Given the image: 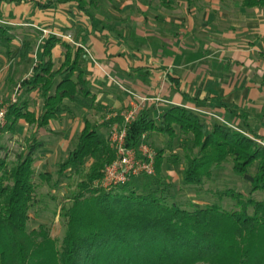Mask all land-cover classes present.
Returning <instances> with one entry per match:
<instances>
[{"label":"trees","instance_id":"trees-1","mask_svg":"<svg viewBox=\"0 0 264 264\" xmlns=\"http://www.w3.org/2000/svg\"><path fill=\"white\" fill-rule=\"evenodd\" d=\"M159 1L171 7L167 0ZM237 1L242 8L264 10V0ZM54 3H71L85 13L96 8L95 0ZM11 31L9 26L0 27V50L9 56ZM59 43L55 36L46 38L31 76L20 87L24 93L38 92L43 101L39 117L19 99L8 106L7 124L0 133L14 131L21 119L46 129L50 121L70 110L65 101L78 110L90 107L87 101L94 100V95L80 68L83 50L63 43V61L55 68L53 50ZM33 50L30 42L23 43L19 51L23 61ZM116 121L121 123L119 118ZM153 135L163 136L169 149L176 143L181 152L166 156L165 150H157L154 176H139L110 190L96 188L114 152L85 121L77 147L60 165L62 176L66 169L81 174L91 161L79 193L61 208L65 233L59 246L44 230L33 231L35 242L27 238L38 188L35 156L42 143H31L13 164L8 162V148L0 146V264H256L252 258L261 254L258 261L264 262V236L263 245L259 244L264 234V200L251 198L255 192H264V146L259 143L264 142L220 121L209 125L206 117L183 106H170L156 119L147 110L141 112L127 129L126 147L138 149ZM227 163L233 175L251 188L248 196L234 189L220 193V198L233 203L229 212L216 205L182 206L172 199L170 185L162 177L164 167L180 166L183 185L199 188ZM37 176L41 181L50 179L46 173ZM83 193L90 196L84 198Z\"/></svg>","mask_w":264,"mask_h":264},{"label":"crops","instance_id":"crops-1","mask_svg":"<svg viewBox=\"0 0 264 264\" xmlns=\"http://www.w3.org/2000/svg\"><path fill=\"white\" fill-rule=\"evenodd\" d=\"M167 2H170L171 7L161 4L164 9L177 13L180 7L183 10L185 8V14L189 13L192 19L171 20L165 14L163 19L157 21L159 29L156 26L155 33L137 34L133 29L126 28L122 32L115 29L113 39L106 38L110 29L101 22L95 24L93 30L90 27L84 34H76V37L68 34L75 43L83 47L80 68L84 70L90 83L94 100L87 101L90 107L82 110L65 101L70 110L60 118L50 121L46 129L29 125L24 119L19 120L14 131L6 129L0 133V146L8 148V157L10 144L14 141L21 152L31 143L41 142L42 147L35 156L34 169L47 174L50 173L47 171L50 170V163H55L61 156L67 158L77 147L85 121L93 124L96 130L101 126L106 131L111 124L118 123L115 116L126 109L129 96L109 84L106 75L122 81L126 89L136 94L160 98L163 103L146 108L155 119L170 106H183L215 115L225 124L264 142L263 12L257 8H242L238 3L236 11L241 24H237L227 19L226 15L230 13L228 9L212 6L213 10L204 12L206 16L200 23L193 9H190V2ZM44 6V0H32L31 5H26L21 0L0 1V18L8 23L6 26L12 28L13 36L11 55L0 50V104L2 100L8 101L15 88L21 87L31 76L46 38L59 34L56 18L65 20L63 13L73 9L77 11L71 3L49 4L45 9ZM216 17L219 19L217 24L223 23L218 28L213 24ZM168 24L170 26H167ZM113 25L121 26L119 23ZM44 30L49 34H43ZM117 33H122L124 37L134 33L148 44L144 50L139 51L135 47L136 44L130 43L131 52H124L122 40ZM57 38L60 43L53 50L55 68H59L63 61V43L77 47L61 37ZM151 39L156 41L154 44H158V51L152 48ZM24 42H30L34 47L27 61H23L19 52ZM242 43L245 45H240ZM103 61L109 62V66L105 67L101 63ZM135 73L136 75H133ZM19 99L37 119L43 105L38 92L32 90L24 93V90H21ZM99 108L107 112L104 121H91L87 115H97L96 110ZM206 120L209 125L220 121L207 118ZM98 132L108 143L106 133L99 130ZM152 138L153 136H150L147 142L150 143ZM1 153H5L4 149Z\"/></svg>","mask_w":264,"mask_h":264},{"label":"rangeland","instance_id":"rangeland-1","mask_svg":"<svg viewBox=\"0 0 264 264\" xmlns=\"http://www.w3.org/2000/svg\"><path fill=\"white\" fill-rule=\"evenodd\" d=\"M21 1H24V4L26 5H31L32 0ZM44 1V9L48 8L49 4H54V0ZM86 1L90 2V0ZM213 1L215 2L214 4ZM95 2L96 8L90 7L87 13L79 12L78 10L76 11L73 9L68 13H63V15L65 16V20L57 17V33L61 35L71 34L76 37V34H84L90 27V29L93 30V28H95V24L101 22L103 24L108 25L109 28L107 29H110V31H108V33L106 34V38L113 39V37L115 36V29H117L119 32L126 30V28L133 29L135 30L134 32H137V34H144L149 32L155 33L157 32L156 26H158L159 29L157 21L163 19V17H165V14L166 17L171 20H177L181 18V20L186 19L189 21L190 19H192L189 13L185 14V8L183 10V8L180 7L177 13H172L171 11H167L166 9H164L159 0H95ZM190 5V9H193V13L200 23L202 22L201 19L206 16L204 15V12L208 13L209 11L213 10L212 6H216L228 9L230 13L226 15L227 19L235 21L237 22V24H241V22L239 21V16L237 15L238 13L236 11V9H238L237 0H191ZM260 10L261 9H259V11ZM260 12H263V14H261V16H263L264 10H261ZM218 20L219 19H217L216 17L213 23L215 28H218L220 27V25L223 24H217L216 22H218ZM115 23H119L123 27H114L113 24ZM68 25H70V27ZM167 26L170 25L168 24ZM191 26L192 25H190V27ZM190 27L188 28V30L190 29ZM117 35H120V38L122 40V50L127 53L131 52V48H129L130 43H133L134 45L136 44L135 47H137L139 51L144 50L147 46L146 44H148V42H143L144 40L142 37H137L134 33H129L125 37L122 33H117ZM155 42L156 41L154 39H151V44H153L152 48L158 51V44H154ZM240 45H245V43H242ZM101 63L105 67L109 66V62L103 61ZM133 75H136V73ZM140 75L141 74H139V76ZM105 77L109 84L115 86L119 90L124 91L127 88L125 87V84L122 81L118 80L114 76L106 75ZM17 88L18 86L15 88V90ZM14 92L10 94L8 101H1L2 104H0V108L4 105L7 106L10 104L9 102ZM96 111L97 115H92V113H89L87 115L88 118L91 121H104V118L107 116V112L102 108H99ZM121 112L118 113L120 114ZM94 117L96 118L94 119ZM91 125L93 126V124ZM98 130L102 133L105 132L106 138L108 140V129L106 131L105 128L99 126ZM162 138L164 137L162 136ZM148 143L149 141L147 142V144ZM148 146L154 154H156L157 150L159 149L165 150L166 156L180 151V148H177L176 143L174 144V147H171V149H169L167 140L165 138L164 140H161V137L159 135H153V138L152 140H150ZM10 148L11 149L9 151L8 162L10 164H13L16 162L17 157L21 153V151L19 150V147L17 146V143L15 141L10 144ZM66 159V157L63 158V156H61L60 159L55 161V163L49 164L50 170L48 169L47 171L50 173L47 174H49L50 179L47 181L39 180L37 175L43 173V171L35 169V180L38 183V188L36 192V201L33 208L30 210V219L28 221L27 226V238H32L31 240H33L34 242V237L36 234H34L33 231L36 233H40L41 230H44L48 237L57 242L58 246L60 245V241L64 236L65 228L62 216H60L61 208L62 206L68 207L72 203L73 196L79 193V185L85 180V175L89 171V166L91 164V161H87V163L83 167L81 174H76L70 171V169H66L63 174L64 176H62L59 173L60 165L65 162ZM162 177L165 182L170 185V194L172 199L174 198L175 201H177L179 204L186 208H189L191 204H198L200 206L216 205L223 211L229 212L234 209L233 203L227 197L220 198L221 192H225L227 189H234L235 191L241 192L247 196L251 194L250 186L245 183L242 178L233 175L231 171V163H227L220 170H216L213 174V180L207 182L205 185H203V187L199 188H188L183 185V178L180 166H170L167 168L164 167ZM56 183L57 186L55 185ZM94 187L101 188L100 185L95 184ZM83 194L85 196L84 198L90 196V194L88 193ZM251 198L256 201H263L264 192H255L251 195ZM261 234L262 235L260 236H262V241L259 240V244L263 245L264 234L263 232H261ZM41 239L42 238L39 237V241ZM261 248L263 247H260V249ZM261 255H259L260 258ZM259 256L257 257V259L252 258V260H255L256 264H264L263 261H258Z\"/></svg>","mask_w":264,"mask_h":264},{"label":"built area","instance_id":"built-area-1","mask_svg":"<svg viewBox=\"0 0 264 264\" xmlns=\"http://www.w3.org/2000/svg\"><path fill=\"white\" fill-rule=\"evenodd\" d=\"M6 25H8V23L0 18V27ZM42 32L45 35L49 34V32L45 30ZM53 35L61 37L77 47L83 48L80 44L73 41L71 35ZM124 91L129 96V104L125 110L115 116L121 120V123L111 124L108 130V143L114 152V157L112 161L107 163L101 170L102 176L100 180L96 182L97 185H100L101 188L106 190L123 186L130 182L133 178L139 176L155 175V154L152 152L147 142L143 141L138 149H134L126 147L125 139L128 127L137 119L139 114L146 110V108L150 105H157L163 103V101L160 98H149L136 94L128 89H125ZM19 97L20 87L15 90L10 100V104L16 103ZM8 106L4 105L0 108V129H4L6 127V114ZM196 112L203 115L207 119H218L223 122L215 115L199 110ZM143 140H145V135H143ZM259 143L264 146L262 142Z\"/></svg>","mask_w":264,"mask_h":264}]
</instances>
